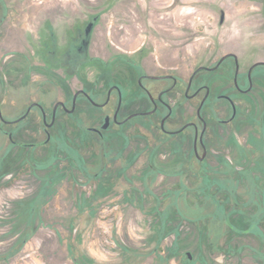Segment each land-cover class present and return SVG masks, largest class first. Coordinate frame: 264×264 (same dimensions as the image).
<instances>
[{"label": "rangeland", "instance_id": "rangeland-1", "mask_svg": "<svg viewBox=\"0 0 264 264\" xmlns=\"http://www.w3.org/2000/svg\"><path fill=\"white\" fill-rule=\"evenodd\" d=\"M4 1L7 17L0 23V101L6 117L19 114L29 100H43L49 106L58 96L64 95L55 85V97L51 102L53 86L50 85L47 93L39 90L48 89L46 75L42 74H47L46 71L66 79L72 90L81 87L76 73H69L64 65L49 64L43 59L39 52L40 40H48L53 35L62 46L67 32L93 15L100 18L88 48L89 56L108 59L111 54L121 53L138 56L140 61L141 52L152 46L149 48L152 64L167 57L168 62L181 58L183 64L191 66L195 59L204 63L229 51L237 53L240 62L264 59V0ZM101 33L105 37L104 44L98 40ZM224 64L231 65L232 60L226 59ZM126 67L119 63L112 69L114 73L125 72ZM255 71L264 73V66H256ZM81 72L90 82L94 81L93 65H83ZM128 72L129 78L132 73ZM200 75L207 77L208 73L203 71ZM116 77L124 78L122 75ZM128 88L133 92L136 86L129 83ZM123 99L125 102L124 87ZM142 120L144 117H137L131 123ZM60 121L66 120L61 118ZM246 127L258 130L251 118L247 119ZM21 133L24 137L28 134L26 130ZM83 133L95 139L94 133ZM55 136L47 148L29 152L31 148L27 147L19 151L3 134L0 125V264H162L161 257L170 248L191 252L197 248L192 223L200 234L206 230L213 238L218 236L222 204L228 195L226 187L235 185L232 177L217 175L209 182L218 188L209 192L203 189L202 181L201 184L194 182L195 200L191 191L186 192L192 201H187L182 191H170L169 197L159 200L147 193L150 191L127 192L138 190L137 185L143 183L140 177L130 186L127 176L123 181L109 173L111 170L102 174L100 183L93 174L85 175L78 169V161L71 166L65 160L69 144L60 139L59 129ZM78 139L74 135L69 140L73 147L79 149L80 146L83 154L81 150L85 146L78 145ZM259 149L253 148L252 152ZM89 156L85 149L84 157ZM183 165L177 162L174 167ZM154 166V176L163 174L160 167ZM96 169L97 166L86 167L88 171ZM241 172L245 182L240 188L257 206L254 197L260 177L250 176L248 168ZM158 180L162 181L157 185L163 187L175 182V178ZM143 187L147 188L148 183L144 182ZM155 194L161 195L160 188ZM165 201H171V205L166 207ZM158 204L165 218L169 214L174 221H181L182 216L189 219H184L179 227L183 232L182 240L175 247L173 235L160 241L155 237L160 226L157 224L158 210H153V206ZM161 222L166 232L167 223ZM240 222L241 218L235 219V223ZM235 241L236 245L242 244V263L256 264L258 242L250 236H239ZM200 242L204 243L201 248H207L205 241ZM232 259V264H238L237 259ZM170 262L184 264L178 258Z\"/></svg>", "mask_w": 264, "mask_h": 264}, {"label": "flooded vegetation", "instance_id": "flooded-vegetation-1", "mask_svg": "<svg viewBox=\"0 0 264 264\" xmlns=\"http://www.w3.org/2000/svg\"><path fill=\"white\" fill-rule=\"evenodd\" d=\"M6 17L7 4L0 0V23ZM99 18L90 16L68 31L62 46L53 35L50 40H40L39 52L43 59L49 64L64 65L67 72L76 73L82 85L72 90L66 79L50 71L42 73L49 86L39 90L50 92L52 85L51 102L55 97V85L64 91V95L58 96L49 106L43 100H29L23 106L25 108L12 117L2 114L0 101L3 134L19 151L30 147L27 151L32 152L52 144L55 131L59 129L60 139L69 144V153L64 155L69 165L74 166L78 161V169L85 175L93 174L99 178V183L102 174L110 170L109 173L123 181L127 176L130 186L140 177L148 187H143L142 183L137 185L136 192L134 189L127 192L150 191L147 193L159 200L169 197L170 191H182L186 200L192 201L186 192L191 191L195 200L194 182L201 184L202 181L203 189L209 192L218 188L209 182L217 175L232 177L235 185L226 187L228 195L222 204L218 236L213 238L206 230L200 234L192 223L193 241L197 246L194 252L170 248L164 251L161 262L171 264L170 259L178 258L184 264H232L234 257L238 264H243L242 244L236 245L234 240L239 236H250L259 244L256 264H264V73L255 71L256 66H264V59L240 62L239 55L229 51L204 63L195 59L191 66L183 64L181 58L168 62L167 57L152 64L153 57L149 56L152 46L141 52L140 61L138 56L121 53L111 54L108 59L93 57L89 56L88 48ZM104 39L101 33L99 42L104 44ZM46 55L48 57L44 58ZM226 59H231L232 64H224ZM119 63L126 64L125 72L114 73L112 67ZM83 65L94 66L93 82L82 74ZM203 71L208 73L207 77L200 75ZM127 72L132 73V78L127 77ZM116 75L124 78L119 80ZM129 83L136 86L133 92L128 88ZM137 117H144V120L131 123ZM61 118L66 120L64 124ZM248 118L254 120L258 130L246 127ZM14 129L20 131L16 133ZM23 130L28 133L26 137L21 133ZM83 131L94 133L95 139ZM74 135L79 138L78 145L85 146L81 150L83 154L80 146L79 149L73 147L69 140ZM256 147L260 149L253 153L252 149ZM85 149L90 153L88 158L84 157ZM177 162H183V167H174ZM88 165L97 166V169L88 171ZM154 165L160 167L163 174L154 176ZM244 168L249 169L253 178L260 177L254 197L257 206L240 188L245 182L241 172ZM163 178H175V182L170 186L157 185L162 181L158 179ZM157 188L161 195L155 194ZM165 202L166 207L171 205V201ZM158 209L159 204L153 206V210ZM161 211H156L160 227L155 237L160 241L173 235L175 247L182 240L183 232L179 227L184 219H189L182 216L181 221H174L169 214L167 218L162 216ZM237 218H241L240 224L235 223ZM161 221L167 223L166 232ZM200 241H205L207 248H201L204 243Z\"/></svg>", "mask_w": 264, "mask_h": 264}]
</instances>
